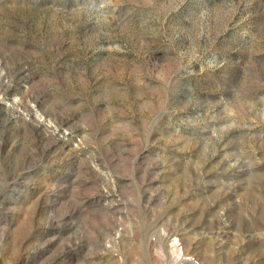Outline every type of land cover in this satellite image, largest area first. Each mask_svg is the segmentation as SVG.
Wrapping results in <instances>:
<instances>
[{"label": "rangeland", "instance_id": "obj_1", "mask_svg": "<svg viewBox=\"0 0 264 264\" xmlns=\"http://www.w3.org/2000/svg\"><path fill=\"white\" fill-rule=\"evenodd\" d=\"M0 264H264V0H0Z\"/></svg>", "mask_w": 264, "mask_h": 264}]
</instances>
